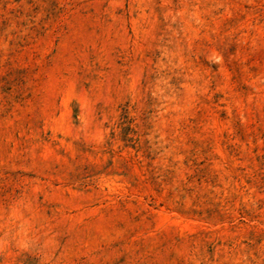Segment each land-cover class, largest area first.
I'll use <instances>...</instances> for the list:
<instances>
[{"label":"rangeland","instance_id":"obj_1","mask_svg":"<svg viewBox=\"0 0 264 264\" xmlns=\"http://www.w3.org/2000/svg\"><path fill=\"white\" fill-rule=\"evenodd\" d=\"M0 264H264V0H0Z\"/></svg>","mask_w":264,"mask_h":264}]
</instances>
